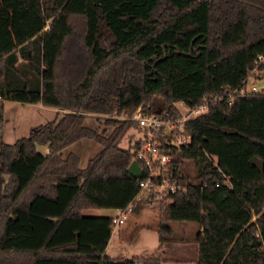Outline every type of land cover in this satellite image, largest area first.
<instances>
[{
    "label": "trees",
    "instance_id": "1",
    "mask_svg": "<svg viewBox=\"0 0 264 264\" xmlns=\"http://www.w3.org/2000/svg\"><path fill=\"white\" fill-rule=\"evenodd\" d=\"M253 71L263 90L228 103ZM206 100L186 123V159L175 157L186 191L159 203V244L172 223L194 222L196 264H264V0H0V139L4 101L64 112L0 141V264H161L108 257L113 217L83 214L124 209L138 191L127 169L142 129L105 116L179 115L178 103ZM88 114L109 132L85 126ZM130 131L139 137L121 148ZM82 139L102 147L85 168L62 156Z\"/></svg>",
    "mask_w": 264,
    "mask_h": 264
},
{
    "label": "rangeland",
    "instance_id": "2",
    "mask_svg": "<svg viewBox=\"0 0 264 264\" xmlns=\"http://www.w3.org/2000/svg\"><path fill=\"white\" fill-rule=\"evenodd\" d=\"M259 77L260 74L257 71L250 73L247 79V88L249 89L253 85L260 88L261 82ZM176 106L180 110L184 109V106L180 103ZM2 109L4 114V126L0 141L2 140L6 144H13L17 140L27 137L32 128L52 122L56 117V110L49 107L40 108L37 104L27 105L19 102L4 101ZM62 113L64 112L60 110L58 114L61 115ZM95 118L94 114H88L83 124L89 128L96 129L98 133L105 131L107 134L110 128L106 127L102 120L97 121ZM101 118L103 119L104 117ZM105 118L123 119L122 121H126L125 118L127 117L105 116ZM130 134L134 135V137H139L138 134H133V132L130 131L119 144L121 148L125 149L128 147ZM101 148V145L95 140L82 139L63 149L62 156L66 157L69 153L77 154L80 160L79 167L85 168L88 161L93 158ZM187 167L189 172L192 173V164H188ZM153 205L159 210V203H154ZM140 206L137 209H139ZM150 212H152L151 209ZM152 213L153 218L158 215L157 213ZM83 214L94 217L116 216V212L111 209L86 210ZM138 214L132 213L123 225L115 229V231H117V229H119V231L113 236L107 247L106 254L108 256L125 259L134 256H143L149 259H159L161 257L164 262H167L168 259L197 257L195 237L199 230V226L196 223H172L170 242L167 243V250L165 254H163L156 228L153 225L154 219L147 217V219L144 218V221H136V215Z\"/></svg>",
    "mask_w": 264,
    "mask_h": 264
},
{
    "label": "built area",
    "instance_id": "3",
    "mask_svg": "<svg viewBox=\"0 0 264 264\" xmlns=\"http://www.w3.org/2000/svg\"><path fill=\"white\" fill-rule=\"evenodd\" d=\"M259 78L260 88L253 85L248 89L245 85L238 91L227 93L226 101L231 103L235 95L246 96L261 92L263 83L261 77ZM208 105V100L193 107L183 105L184 109L180 110L179 115H173L169 111L158 114L146 113L141 105L131 116L125 118L135 122L142 129L140 148L134 160L139 166L141 176L138 178V191L135 197L124 209L117 210V215L113 217L112 230L123 225L129 215L150 197H153L155 203H161L171 195L186 191L187 186L180 184L174 177V170L177 167L175 157L186 159L184 150L191 143V137L186 133V123L206 113ZM223 176L227 183L228 177ZM215 187H220V183L215 184Z\"/></svg>",
    "mask_w": 264,
    "mask_h": 264
},
{
    "label": "crops",
    "instance_id": "4",
    "mask_svg": "<svg viewBox=\"0 0 264 264\" xmlns=\"http://www.w3.org/2000/svg\"><path fill=\"white\" fill-rule=\"evenodd\" d=\"M27 105H36V104H27ZM37 106H39L40 108H45L41 104H37ZM2 108H3V103H2ZM54 110H56V117H57L59 115L58 113L60 112V110H57V109H54ZM40 151L42 153H44V154H46L48 152L46 147L40 148ZM150 209L152 210V212L158 214L155 218H153V213L150 212ZM115 212H116V215H117V211H115ZM133 214H138V215H136V221H140V220L144 221L145 220L144 218L147 219V217L154 219V224L153 225H154V227L156 228V231H157L161 215H160V213L157 210V207L155 205H142V206H140L139 209H136L133 212ZM105 217H111V216H105ZM112 231L113 232H112V234L110 236V239L108 241V244H107V246L105 248V252H104L105 255H107L106 254V250H107V247H108L109 243L111 242L113 236H115L117 234L119 229H117V231H115V230H112ZM167 245L168 244H165L164 246H160L161 249H162V253L163 254H165V252L167 250ZM108 257H111V256H108ZM111 258H115V257H111ZM115 259H125V258H115ZM158 260H160L161 264H196L197 257H194V258L193 257H191V258L184 257V258H177V259H168L167 262H164V260L160 257Z\"/></svg>",
    "mask_w": 264,
    "mask_h": 264
},
{
    "label": "water",
    "instance_id": "5",
    "mask_svg": "<svg viewBox=\"0 0 264 264\" xmlns=\"http://www.w3.org/2000/svg\"><path fill=\"white\" fill-rule=\"evenodd\" d=\"M251 162H252V165L258 169L259 172H263V162L260 159L254 157ZM127 171L135 179H138L141 176L139 166L137 162L134 160L128 166Z\"/></svg>",
    "mask_w": 264,
    "mask_h": 264
}]
</instances>
